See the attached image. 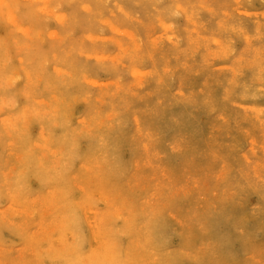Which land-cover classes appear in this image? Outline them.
<instances>
[{
	"label": "clouds",
	"instance_id": "obj_1",
	"mask_svg": "<svg viewBox=\"0 0 264 264\" xmlns=\"http://www.w3.org/2000/svg\"><path fill=\"white\" fill-rule=\"evenodd\" d=\"M0 264H264V0H0Z\"/></svg>",
	"mask_w": 264,
	"mask_h": 264
}]
</instances>
